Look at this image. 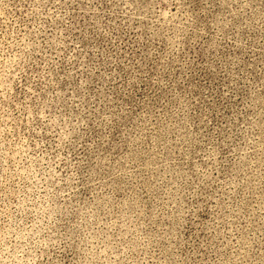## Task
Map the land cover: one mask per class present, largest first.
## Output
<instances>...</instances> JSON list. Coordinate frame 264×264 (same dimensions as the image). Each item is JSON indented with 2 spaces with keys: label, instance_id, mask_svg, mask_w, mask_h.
Here are the masks:
<instances>
[{
  "label": "rangeland",
  "instance_id": "rangeland-1",
  "mask_svg": "<svg viewBox=\"0 0 264 264\" xmlns=\"http://www.w3.org/2000/svg\"><path fill=\"white\" fill-rule=\"evenodd\" d=\"M0 264H264V0H0Z\"/></svg>",
  "mask_w": 264,
  "mask_h": 264
}]
</instances>
